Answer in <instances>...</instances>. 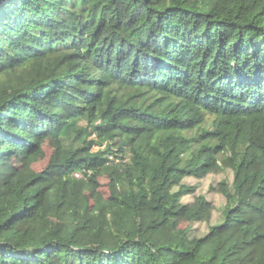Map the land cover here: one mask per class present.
I'll use <instances>...</instances> for the list:
<instances>
[{
  "label": "trees",
  "instance_id": "16d2710c",
  "mask_svg": "<svg viewBox=\"0 0 264 264\" xmlns=\"http://www.w3.org/2000/svg\"><path fill=\"white\" fill-rule=\"evenodd\" d=\"M0 264H264V0L1 6Z\"/></svg>",
  "mask_w": 264,
  "mask_h": 264
},
{
  "label": "rangeland",
  "instance_id": "374dc122",
  "mask_svg": "<svg viewBox=\"0 0 264 264\" xmlns=\"http://www.w3.org/2000/svg\"><path fill=\"white\" fill-rule=\"evenodd\" d=\"M51 150H52L51 145L48 142H45V144L42 147L41 153H40L39 157L37 158L36 163L33 165V169L35 171H40L45 166ZM223 179H227L228 181H230L231 175L229 174V172H225V173H221V174H210L208 177L204 178L203 180L187 179L186 181L188 182V184L197 187V190H196L197 193L204 195L205 198L213 204L214 210L218 211L222 205V198L220 195H218L214 192L209 193L208 187H209V185L214 184L217 181L223 180ZM99 184L102 186L105 185L106 184L105 179L100 178ZM103 190H105V189H103ZM92 192L93 191L90 187H87L85 189V194L89 195ZM191 200H192V198L187 196L183 199L182 202L187 203V202H190ZM185 226H186V222L184 220H180L179 221V227L184 228ZM195 228L197 229L195 234H202L201 227H195Z\"/></svg>",
  "mask_w": 264,
  "mask_h": 264
},
{
  "label": "water",
  "instance_id": "95a60500",
  "mask_svg": "<svg viewBox=\"0 0 264 264\" xmlns=\"http://www.w3.org/2000/svg\"><path fill=\"white\" fill-rule=\"evenodd\" d=\"M8 0H0V7L3 6Z\"/></svg>",
  "mask_w": 264,
  "mask_h": 264
},
{
  "label": "built area",
  "instance_id": "2783aa9c",
  "mask_svg": "<svg viewBox=\"0 0 264 264\" xmlns=\"http://www.w3.org/2000/svg\"><path fill=\"white\" fill-rule=\"evenodd\" d=\"M76 176V175H75ZM77 177V176H76Z\"/></svg>",
  "mask_w": 264,
  "mask_h": 264
}]
</instances>
